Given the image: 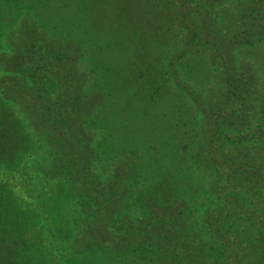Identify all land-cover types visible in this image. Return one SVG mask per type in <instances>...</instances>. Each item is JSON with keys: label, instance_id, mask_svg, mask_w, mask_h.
Wrapping results in <instances>:
<instances>
[{"label": "rangeland", "instance_id": "rangeland-1", "mask_svg": "<svg viewBox=\"0 0 264 264\" xmlns=\"http://www.w3.org/2000/svg\"><path fill=\"white\" fill-rule=\"evenodd\" d=\"M91 9L85 1L78 11L86 32L48 28L50 40L79 48L76 62L73 47L66 70L42 59L26 81L39 97L2 101L29 145L17 174L1 178L28 177L25 203L39 198L17 242L24 258L255 264L264 245L255 233L264 214V0H146L145 27L152 15L167 22L147 42L143 26L131 32V44L111 0L103 21Z\"/></svg>", "mask_w": 264, "mask_h": 264}, {"label": "trees", "instance_id": "trees-1", "mask_svg": "<svg viewBox=\"0 0 264 264\" xmlns=\"http://www.w3.org/2000/svg\"><path fill=\"white\" fill-rule=\"evenodd\" d=\"M85 1L91 5V19L99 17L103 21L104 17H108L110 0H0V43L6 40L5 43L8 46L5 51L0 50V264H38L34 256L30 257L28 262L26 261L23 256L26 247L22 243L17 245V242L20 240L19 238H23L29 222L32 220L33 205L39 201L38 197L31 196V201L25 203V196L22 192L27 191V187L25 186L26 189L24 190L22 186L28 184V177L27 179L24 178L23 183H20L19 180H13L12 185L1 178V175L4 174L10 176L14 173L17 174L26 157L23 156V152L29 145V142L21 138L19 129L14 120L10 119L2 101L4 99L12 101L20 94L24 96L23 93H27L32 98L39 97L38 87L35 85L29 87L26 85V81L31 78L34 82L35 77L33 78V76L39 70V64L44 59L52 61L62 70H66L67 64H63L61 59H65V54L69 56L67 51L69 47H73L71 49L73 50V64L76 62L79 48L73 44H65L62 47L57 41L50 40L48 28L64 27L70 33L81 28V31L86 32L85 21L80 19L82 26L77 25L80 17V12L78 14L80 4L85 3ZM111 1L115 5L116 19L118 22L120 21V26L123 28L120 29V32L124 30L119 37L125 33L130 44L133 40V37L130 38L131 32L141 30V26H143L142 33L147 29L145 36L140 35L141 39L146 42L154 35V31L164 26V22L161 21L167 16L160 14L159 16L152 15L151 24L148 25L150 28L145 27L146 22L144 18L140 17V10L142 9V2L146 0ZM184 7L186 8V5ZM184 7L180 13V18L182 22L185 21L183 23H186V17L190 13ZM76 27L77 30H74ZM167 33L169 30L165 27L160 38H166ZM193 37H197V34H194ZM126 72L125 69L120 71V82L126 78ZM53 75L58 77L59 72L52 70L51 76ZM62 77L59 76L61 81ZM76 78L73 90L75 94H80L83 78L81 76ZM41 95H45V92H41ZM70 95V91L65 93L66 103ZM43 102L44 105L46 103L52 104L47 97L42 100ZM84 105L82 104L78 112V124H80L81 116L85 113ZM42 107L44 109L45 106L42 104ZM64 108L65 110L58 117L67 122L71 113L66 110V107ZM54 136L57 138L56 135ZM54 141L56 145L60 144L59 140L54 139ZM19 187L22 188L21 192L16 190ZM26 204L29 206L26 207ZM263 219L260 220L255 231L256 238L261 240H264ZM259 247L260 258L258 257L255 264H264V245Z\"/></svg>", "mask_w": 264, "mask_h": 264}]
</instances>
